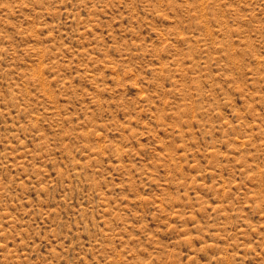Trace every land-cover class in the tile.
I'll return each instance as SVG.
<instances>
[{
  "label": "rangeland",
  "instance_id": "rangeland-1",
  "mask_svg": "<svg viewBox=\"0 0 264 264\" xmlns=\"http://www.w3.org/2000/svg\"><path fill=\"white\" fill-rule=\"evenodd\" d=\"M0 264H264V0H0Z\"/></svg>",
  "mask_w": 264,
  "mask_h": 264
}]
</instances>
